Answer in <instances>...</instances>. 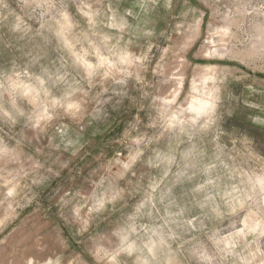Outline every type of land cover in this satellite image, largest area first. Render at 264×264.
I'll use <instances>...</instances> for the list:
<instances>
[{
    "label": "rangeland",
    "instance_id": "obj_1",
    "mask_svg": "<svg viewBox=\"0 0 264 264\" xmlns=\"http://www.w3.org/2000/svg\"><path fill=\"white\" fill-rule=\"evenodd\" d=\"M0 264H264V0H0Z\"/></svg>",
    "mask_w": 264,
    "mask_h": 264
},
{
    "label": "bare ground",
    "instance_id": "obj_2",
    "mask_svg": "<svg viewBox=\"0 0 264 264\" xmlns=\"http://www.w3.org/2000/svg\"><path fill=\"white\" fill-rule=\"evenodd\" d=\"M202 73V72H201ZM200 74V73H199Z\"/></svg>",
    "mask_w": 264,
    "mask_h": 264
}]
</instances>
